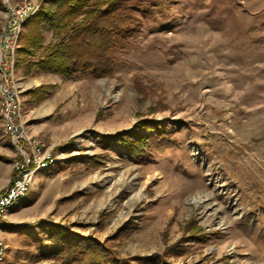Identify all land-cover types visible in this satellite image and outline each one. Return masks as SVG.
<instances>
[{"label": "rangeland", "instance_id": "1", "mask_svg": "<svg viewBox=\"0 0 264 264\" xmlns=\"http://www.w3.org/2000/svg\"><path fill=\"white\" fill-rule=\"evenodd\" d=\"M134 9L108 75L27 67L17 51L24 128L59 158L0 218V264H66L56 232L108 247L109 264H264V0ZM7 20L0 0V41ZM8 140L0 114V187L19 159Z\"/></svg>", "mask_w": 264, "mask_h": 264}, {"label": "trees", "instance_id": "2", "mask_svg": "<svg viewBox=\"0 0 264 264\" xmlns=\"http://www.w3.org/2000/svg\"><path fill=\"white\" fill-rule=\"evenodd\" d=\"M139 1L141 0H44V5L48 7L42 8V14L39 11L31 17L23 26L28 27V30L20 33L18 63L27 67L35 65L43 71L63 75L89 70L98 75L112 73L116 40L134 36L139 30L141 19L134 9ZM81 15L83 18L79 23L77 19ZM42 20L55 31L58 42L43 45L38 30ZM39 51L40 59L34 62L32 57ZM137 138L141 139V136L138 135ZM124 139V143L132 149L130 137ZM136 146L139 147V144ZM51 235V240L56 241L53 253L66 256V264H72L78 253H81L86 264L110 263L109 248L101 246L90 237L68 236L57 232Z\"/></svg>", "mask_w": 264, "mask_h": 264}, {"label": "built area", "instance_id": "3", "mask_svg": "<svg viewBox=\"0 0 264 264\" xmlns=\"http://www.w3.org/2000/svg\"><path fill=\"white\" fill-rule=\"evenodd\" d=\"M8 20L0 41V114L4 136L9 138L19 152L14 162V174L8 185L0 190V218L27 194L37 180V175L52 167L59 156L39 138L31 136L23 125L20 86L16 76L19 36L24 24L38 13L44 0H4ZM6 245L0 239V260L6 254Z\"/></svg>", "mask_w": 264, "mask_h": 264}, {"label": "crops", "instance_id": "4", "mask_svg": "<svg viewBox=\"0 0 264 264\" xmlns=\"http://www.w3.org/2000/svg\"><path fill=\"white\" fill-rule=\"evenodd\" d=\"M31 136H32V134H31ZM3 143L4 144L0 146V158H3V157L7 158L9 155V149H8L9 143L8 142H3ZM8 182L9 181L7 180L6 185L3 187H6ZM3 187H0V189H2Z\"/></svg>", "mask_w": 264, "mask_h": 264}]
</instances>
